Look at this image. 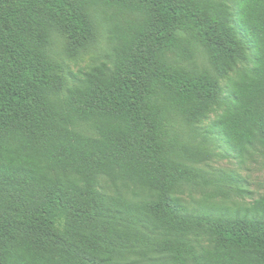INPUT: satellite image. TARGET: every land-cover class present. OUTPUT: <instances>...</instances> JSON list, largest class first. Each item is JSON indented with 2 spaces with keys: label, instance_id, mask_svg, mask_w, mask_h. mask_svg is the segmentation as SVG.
<instances>
[{
  "label": "trees",
  "instance_id": "16d2710c",
  "mask_svg": "<svg viewBox=\"0 0 264 264\" xmlns=\"http://www.w3.org/2000/svg\"><path fill=\"white\" fill-rule=\"evenodd\" d=\"M254 153L264 0H0V264H264V197L200 167Z\"/></svg>",
  "mask_w": 264,
  "mask_h": 264
},
{
  "label": "rangeland",
  "instance_id": "374dc122",
  "mask_svg": "<svg viewBox=\"0 0 264 264\" xmlns=\"http://www.w3.org/2000/svg\"><path fill=\"white\" fill-rule=\"evenodd\" d=\"M99 22L101 23V20ZM107 50L106 35L102 28L95 46L77 58L70 59L66 57L61 50V44H55L53 51L57 54L59 62L63 65L66 87H71L82 72L88 70L95 63L103 61L106 58ZM221 86L225 88L224 82H221ZM215 117V115H210L198 124L197 128L203 130L209 127ZM200 167L208 172L209 176L220 171L236 179L237 182L232 184V188H240L244 192L243 194L232 192L228 198L230 202L236 201L246 204L264 197V162L257 153H254L252 158L244 162H239L235 157L228 156L213 158L208 162L207 166ZM225 189L227 188L225 187ZM201 196L199 190H187L182 200L189 206L193 205L194 201H197ZM216 202H219V200H216Z\"/></svg>",
  "mask_w": 264,
  "mask_h": 264
}]
</instances>
